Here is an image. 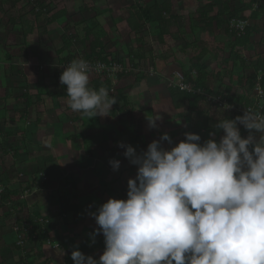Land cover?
<instances>
[{"label":"clouds","instance_id":"clouds-1","mask_svg":"<svg viewBox=\"0 0 264 264\" xmlns=\"http://www.w3.org/2000/svg\"><path fill=\"white\" fill-rule=\"evenodd\" d=\"M93 70L74 59L60 83L72 111L107 117L117 100L104 86H90ZM215 128L224 133L219 141L215 132L203 143L186 132L170 149L162 146L173 143L168 133L141 153L120 142L138 166L136 177L128 180L127 199L110 198L91 213L98 225L93 236L105 238L103 254L96 259L75 250L74 264H264V113L247 109L218 119ZM110 164L119 170L121 161Z\"/></svg>","mask_w":264,"mask_h":264},{"label":"rangeland","instance_id":"rangeland-1","mask_svg":"<svg viewBox=\"0 0 264 264\" xmlns=\"http://www.w3.org/2000/svg\"><path fill=\"white\" fill-rule=\"evenodd\" d=\"M6 1L8 0H0V7L3 9V11L0 10V24L3 27V34L8 30V26H5L6 21L10 22L12 19H16V21L20 20L19 23L22 24L24 33H29L30 29L38 28L37 32L40 35H49V27L46 24H49L52 16L55 15V8L46 7L44 8V14L38 19H35L34 16H29L26 20L23 19L24 21H22L20 13L29 0H18L23 2V6L20 4V6L16 5L14 7L10 5L6 6ZM40 1L36 0L35 2L41 3ZM99 1L106 3V6H92L94 10L90 11V4L85 3L84 8L75 7L68 9L69 21H61L59 26L60 31L55 32L58 36L56 42H53L55 47L57 45L54 54L52 53V57L49 56L44 59L43 73L57 87L56 91L58 95L56 93L55 96L59 104H57V111L54 110L60 116L73 117L75 113H78L68 107V97L63 96L67 90L66 88L62 89V84L56 80L55 73L61 68L62 62L67 58L72 55L80 58L86 56L89 52V43L85 38L84 30L86 21H95V13L100 14V12H105L107 7H110V15L115 20L116 16L117 18L122 17L124 13L123 8L128 5L150 6L155 3V0H144L142 2L138 0H133L132 2L127 0ZM207 1L173 0L172 8L175 9L172 10V13L175 18L171 27L172 35L168 37L169 43L163 46L157 43L160 34L157 25L154 27L148 24L146 28L139 31V36L137 37L138 43L134 47L133 45L129 46L126 44V34L125 36L124 34H120L123 42L120 45V50L125 51L119 54L118 50L120 46L112 42L113 49H111L110 38L106 39L107 35L110 36L112 29L108 33L106 28L102 27V34L106 36L105 40L106 44H108L107 57H114L125 64H131V60L136 61L137 59L132 57L131 54L135 53L134 55H137L138 58H140L139 56H145L142 66L146 68L143 73L147 74L154 67L153 58H156L158 50L164 52V49H168L166 53L169 55V60L172 58L171 63H174L179 68V72L186 74L194 63V57L201 51L206 50L207 54L204 62L211 73L210 95L213 94L212 96L217 97L219 92L224 91L227 86H231L237 97H247L248 100H251L254 96V86L251 87L249 85L248 79L254 73V65L257 64L258 60L260 58L264 59V10L259 11L260 16L257 19H252L253 10H259L260 4H255L251 8L247 0H228L230 10L224 15V25L220 28L206 27L201 21L198 11L204 7ZM212 1L216 4L215 11L213 12L216 13V10L218 11L217 5L226 0ZM112 2H114L113 5ZM233 10L238 11L240 17V19L237 18L236 20L235 18L232 20L235 24L230 22V13ZM117 20H115V23H118ZM36 23H39V25H36ZM236 24H243L245 27L256 26L258 28L251 35L250 43L244 46L234 45L236 41L231 29H235ZM42 27L47 28L44 31L41 30ZM226 29L230 32L226 33ZM55 33H51V35L54 36ZM141 39H143L142 42ZM53 40L54 38L52 37ZM64 43H72V47L62 50L64 49ZM150 52L152 53L150 54ZM163 54H159L158 56L160 57ZM163 60L164 57H162ZM49 62L52 63L48 66L47 63ZM191 76H196V73H191ZM94 78V75H90L91 87ZM25 94L26 96L23 101L26 103V108L34 106L37 108L38 97H35L30 92H25ZM27 95L30 96L32 102H28ZM55 98L53 97V99ZM35 99L36 101L33 102ZM204 107L217 117L226 116L223 110L219 109L214 103L209 102L208 99ZM29 114L27 113L26 119L24 122L22 121L24 125L22 126V133L19 132L22 135L20 138L7 136L3 132L4 128L6 130V121L4 122L3 119H7L9 115L0 117V129L2 128L1 131L4 133L3 136H0V264H74L71 254L73 251L79 250L80 242L85 239L84 236L79 234V227H84L92 241H94L93 233L98 228L96 221H94L95 219L91 215L93 212L92 203L87 201L89 189L87 186H83L82 188L83 192L80 195L85 198L84 200L80 199L83 201L81 202L82 205L79 202L80 195L76 192L77 186L73 181L76 175L73 173L67 174L66 172H52L48 174L46 160L48 159L47 156L51 153H48V151L44 152L46 149H41L40 140L42 138L36 132L39 123L31 120ZM95 118H92V121ZM104 118H108V116ZM96 133H99V135L95 134L97 136L95 137L97 139L95 145L97 142H100L96 148L98 154L92 155L88 153V156L92 159L103 157L109 159V161L113 159L120 160L121 162L124 161L125 158L118 155V153L113 156L110 153L111 150L107 152V142L114 136L102 137L100 135L101 131H97ZM32 134L35 135L32 136ZM45 145L49 144L45 143ZM51 155L53 156V154ZM109 169H113L111 164L109 165ZM113 171L117 174V170ZM126 172V180L117 179L106 185L105 192L100 193L102 195L106 194L103 200L107 202L108 198L127 199L128 180L135 178L136 175L134 173L129 174L128 171ZM2 195H7V197L3 198ZM35 225L39 226L41 232L38 231V237L31 242L28 236L31 231H35ZM76 236L80 237L81 241L75 242L74 238ZM101 237L105 239L102 232ZM20 241H23V243H20ZM15 244L20 246L18 251H15L13 247ZM90 249L92 250V256L99 259L102 252L95 249V246L92 244H90ZM41 251L43 258L39 260L38 257Z\"/></svg>","mask_w":264,"mask_h":264},{"label":"crops","instance_id":"crops-1","mask_svg":"<svg viewBox=\"0 0 264 264\" xmlns=\"http://www.w3.org/2000/svg\"><path fill=\"white\" fill-rule=\"evenodd\" d=\"M6 2V6L10 5L14 7L16 5L20 6V4L23 6V2L18 0H8ZM40 2L48 8H55V15L60 13L58 18L50 20V23L46 24L49 27V35H40L37 32L38 28L30 29L29 33H24L22 24L19 23L20 20L16 21L15 19H12L10 22L6 21L5 26H8V30L3 34V27L0 24V117L9 115L7 119H3L4 122L6 121V130L4 128L3 132L7 136L20 138L22 135L19 132L22 133L21 130L24 125L22 121L24 122L27 113H30L31 120L39 123L36 132L42 138L40 140L41 149H46L44 152L48 151V153L53 154V156L51 154L48 155V159L46 158L48 174L52 172H66L67 174L73 173L76 175V178H73L77 186L76 192L80 195L83 192V186L88 187L87 201L92 203L91 207L94 212V210L96 211L106 202L103 200L106 194L102 195L100 193L105 192L104 190H106V185L109 182H114L117 179L126 180V171L129 174H137L138 166L130 163L129 159L124 156L123 153L126 151V148L119 147V143L123 142L126 145H132L137 150V153H141L147 150L148 145L152 141L160 140L164 133H168L176 144H168L167 141H164L162 142V146L170 149L178 145L177 143L186 139L184 135L186 132L192 133L191 124L185 117L189 110V101H183L182 107L176 109L170 100L168 86H170L172 81H175L176 77L174 73L179 72V68L174 63H171L172 58L169 60V55L166 53L168 49H164V52L158 50L156 58H153L154 67L147 74L143 73L146 68L142 66L145 56H139L140 58H138L137 55H134L135 53L131 54L132 57L137 58L135 62L138 63V70L145 76H139V78L131 77L124 80L118 79L115 84V90H123V95L129 101L127 114L124 115L120 111H117L115 115L112 116L110 114L108 118L97 116L94 121L90 117L80 115V113H75L73 117H65L63 115L61 117L55 113L56 108H58L57 104H59L55 96L57 87L43 73L44 59L49 56L52 57V53L54 54L57 45L55 47L53 42H56L58 36L55 32L60 31L59 26L61 21H69L68 9L75 7L84 8V4L87 3L90 4V11H92L94 10L92 6H106V3H102L99 0H41ZM0 10L3 11L2 7H0ZM126 15L127 12L124 11L122 17L117 18L116 16L115 20L118 19V23H115L114 18L110 15V7H107L105 12H100V14L95 13L94 15L95 21L101 27H105L108 33L112 29V34L110 33V36L107 35L106 38H110L111 49H113L112 42L119 46L122 45L123 42L120 34H124V36L126 34V44L129 46L133 45L134 47L138 43L137 37L140 30L146 28L148 24L156 26L153 23L142 24L140 28L133 30L125 20ZM36 25H39V23H36ZM53 26L56 27L54 28ZM47 27H42L41 30L45 31ZM51 33H55V35L53 36ZM171 35H165L164 40H160L159 34L157 39L158 45L163 46L166 43L168 44V37ZM52 37L54 38L53 41ZM142 41L143 39H141ZM105 43H107L106 40ZM107 46L108 44H106V50ZM120 49L121 46L118 50L119 54L124 53L125 50ZM159 54H163L161 55L164 57L163 61L162 57L158 56ZM51 63L49 62L47 65L49 66ZM25 92L33 93L35 97H38L37 108L35 106L26 108V103L23 101L26 96ZM53 97L56 98L53 99ZM35 101L36 99L33 102ZM28 102H32V100L30 99ZM120 105L123 106L122 103ZM206 110L208 109L206 108ZM208 113L210 119L208 124L209 130L211 133H216L214 138L219 141L224 133L217 130L215 125L218 119H224V116L217 117L210 113L209 110ZM156 118H159L156 120L157 127L151 128L149 121ZM131 121L142 133L138 143L131 144L129 137L122 134V130L125 129L126 125L131 126ZM1 129L0 136H3L4 133H2ZM97 131H101L100 135L102 137L114 136L110 139L111 141L107 142V152L114 149L116 155L118 153V155L125 158L121 162L117 174L114 173L113 169H109L111 160L109 161V159L103 157L96 158L95 156L92 159L88 156V153L92 155L98 154L96 148L100 142H97L95 145V141L97 140L95 137L99 135V133H96ZM34 135L32 134V136ZM247 136L245 134L242 137L247 138ZM210 138L213 137L210 136ZM258 138L259 136L257 135ZM69 140L71 141L70 143ZM45 143L49 145H45ZM37 147L39 148V146ZM80 199L84 200L85 198L80 195L79 202L82 204L81 202L83 201ZM92 218L94 219L93 216ZM78 232L82 236L87 234V231L82 226L79 227ZM74 241L79 242L81 238L76 236Z\"/></svg>","mask_w":264,"mask_h":264},{"label":"trees","instance_id":"trees-1","mask_svg":"<svg viewBox=\"0 0 264 264\" xmlns=\"http://www.w3.org/2000/svg\"><path fill=\"white\" fill-rule=\"evenodd\" d=\"M129 2H132L133 0H127ZM140 2L144 0H138ZM248 5L253 8L255 4H260L258 7L259 10H253V13L251 15L252 19H257L260 15L259 11L264 10V0H247ZM114 2H112L113 4ZM172 5L173 0H155V3L150 6H141V5H128L123 10L127 12V15L125 16V20L127 24L130 26L131 29L137 30L142 26V24H148V23H155L157 25V28L160 30V40H164L165 35L171 34L172 26H173V19L175 16L172 13ZM215 3L212 0H208L207 3L199 9L198 15L201 18V21L205 24L206 27H215L220 28L224 25V15L228 10H230L229 1L226 0L225 2H222L217 5L218 11L216 10V13H213L215 11ZM44 8L46 6L43 3L35 2L34 0H29L27 5L22 8L20 18L22 21L26 20L29 16H34L35 19H38L40 16L44 14ZM214 14V15H213ZM60 13H57L56 15L52 16V20H55L58 18ZM231 19H237L239 17V12L236 10L231 11L230 13ZM244 18V17H242ZM24 19V20H23ZM16 20V19H15ZM247 20V19H244ZM27 22V21H26ZM85 38L89 43V52L86 56L80 57L85 60H102V61H109L110 59H115L114 57H107V50H106V43H105V35L103 33L102 27L95 21H86L85 26ZM227 30V31H226ZM225 32L228 33V29H226ZM257 31L256 26H247L245 30L240 33L241 31L233 30L232 34L235 38L236 43L235 46H244L248 43H250L251 35ZM240 33V34H239ZM237 44V45H236ZM72 47V43H64V49ZM207 54L206 50L201 51L199 54H197L194 57V63L191 66L189 72H187L185 75L187 79H190L195 87L200 91V93H192V92H186L181 90L179 87H172L168 86L169 94H170V100L173 103V106L176 109H180L182 107V102L185 100L189 101V110L187 111L185 117L191 124L192 133L199 134L201 136L200 143H203L207 139L210 138V130L208 127L209 124V117H208V110L204 108V104H206L207 98L211 93V87H210V80H211V73L208 71V68L206 66V63L204 62V58ZM67 59H79L76 56H71ZM66 59V60H67ZM64 62V61H63ZM62 62V63H63ZM64 70L62 68H59L56 73L55 77L56 80L60 81V76ZM196 73V76H191V73ZM260 73L263 74V84H264V59L260 58L256 65H254V73L252 76L248 79V83L251 87H255L256 81L258 79V76ZM139 76H145L143 73L139 72L138 70V63L135 62V60H131V69L127 73H119L118 79L124 80L127 78L135 77L139 78ZM94 80L92 82V87L94 89H99L101 86H104L108 89L109 95L111 97H115L117 100V103L114 105L115 107L110 112V114L113 116L116 114L117 111H120L121 114H127L129 101L128 99L123 95V90H114L111 92V89L113 87V81L112 79H102L101 77L94 76ZM161 81L165 82L164 80L160 79ZM62 89H65V85H61ZM213 95V94H212ZM63 96H67L66 94H63ZM217 96H220L222 99H225L227 103L229 104H236V105H243L244 103L248 104L250 102V99L243 98V97H237L236 94L233 92V89L231 86H227L226 89L222 92H219ZM27 100H30V96L27 95ZM120 103L123 104V106L120 105ZM236 116H241L239 114L235 115H227L224 116V118L234 119ZM238 127L241 130V135L249 134L247 130L244 129L242 125H238ZM223 133V130H220ZM123 135H127L129 137V142L131 144L138 143L142 133L137 128V126L131 121V126L125 127V129L122 130ZM181 142V141H180ZM176 144V143H172ZM178 144V143H177ZM113 156H115V152H110ZM10 193V192H9ZM2 197H7V195H2ZM21 230V229H20ZM34 232L31 231L29 234V241L33 242L38 237V231H40V228L38 225L34 226ZM85 239L80 242L79 250L85 253L86 256L91 255L92 256V250L90 249V244L95 246V249L100 250L103 254L105 249V239L101 237V233L99 235L94 236V241L87 235H83ZM15 251H18L20 249V246L15 244L13 245ZM42 251L39 253L38 259H42Z\"/></svg>","mask_w":264,"mask_h":264},{"label":"built area","instance_id":"built-area-1","mask_svg":"<svg viewBox=\"0 0 264 264\" xmlns=\"http://www.w3.org/2000/svg\"><path fill=\"white\" fill-rule=\"evenodd\" d=\"M234 19H231L230 22L233 23ZM237 20V19H236ZM235 24V23H233ZM231 26H233L231 24ZM245 25L243 24H236V28L239 31L245 30ZM231 29V31L235 30ZM74 59H67L61 64V68L65 70L66 66L69 65ZM89 64L93 67V71L90 75L101 77L102 79H112L113 81V87L111 89V92L115 90V84L118 81V74L119 73H127L131 69L130 63H123L120 60L117 59H110L109 61H102V60H87ZM96 65H101L99 71L95 70ZM175 81H172L170 83V86L172 87H179L181 90L186 92H192V93H200V91L195 87L194 83L187 79L186 75L183 72H175ZM263 74L260 73L258 76V79L256 81V85L254 87V96L250 100L248 104L244 103L243 105H236V104H229L226 102L225 99H222L220 96H208V101L211 103H214L219 109L223 110L227 115H243L244 112L247 109H251L253 111H256L258 113H264V84L263 82ZM116 82V83H115ZM20 243H23V241H20Z\"/></svg>","mask_w":264,"mask_h":264}]
</instances>
